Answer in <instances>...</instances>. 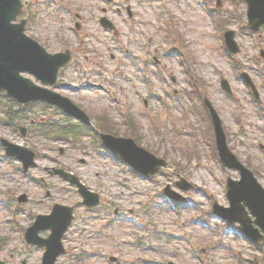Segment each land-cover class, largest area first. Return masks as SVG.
<instances>
[{
	"label": "rangeland",
	"instance_id": "obj_1",
	"mask_svg": "<svg viewBox=\"0 0 264 264\" xmlns=\"http://www.w3.org/2000/svg\"><path fill=\"white\" fill-rule=\"evenodd\" d=\"M67 1L81 11L80 30L86 36L70 29L68 9L59 10L58 4L48 0L26 1L34 16L28 33L53 52L65 47L73 50V65L64 74L70 88L59 91L70 94L92 113L111 115L122 132L139 135L145 147L167 156L169 167L149 179L132 173L128 165H121L117 157L113 159V154L98 144L93 130L68 141L34 132L22 136L15 126L4 123L8 115L3 107L12 102L0 97L1 134L38 153L37 167L25 177L17 168L19 163L4 161L0 151V255L9 259L15 253L10 264H20L23 259L27 264H41L43 250L25 243L22 228L32 215L48 212L53 203L60 202L74 205L77 213L66 239L71 254L62 256L60 264H106L103 258L93 256L96 245L109 251L119 250L115 253L134 262L143 261L139 258L142 257L148 260L147 264H166V260L176 259L184 264H236L225 248L227 243L237 249L244 264H252L254 248L250 243L238 234L233 236L227 228L220 234L223 223L203 212L211 209L214 200L228 204L226 179L240 175L223 167L212 154L213 130L198 111L201 98L190 94L193 77L198 85H204L206 95L220 112L232 135L233 151L244 162H251L264 184V33H252L242 25L247 24V6L242 0H220L221 5L216 7L218 0H207L215 17L225 19L224 25L236 30L241 50L230 56L220 45L213 17L204 12L198 0ZM128 6L134 15L130 16ZM103 14L113 21L116 31L103 28L99 22ZM166 19L170 25L175 22L182 41L173 52L175 42L167 33ZM128 51L136 56L135 66L134 61L129 62ZM243 71L257 85V103L252 101L251 87L240 76ZM222 78L231 84L232 95L221 87ZM65 84L62 82V86ZM12 110L19 113L20 124L33 129L41 121L61 119L58 111L44 105H36L31 112L16 105ZM127 111L133 113L138 125L135 130H129L124 122ZM46 166H62L79 174L90 188L102 192L106 209L101 211L102 206L92 211L79 206L77 192L45 170ZM179 174L196 187L195 192L180 191L187 200L179 204L180 212L176 214L159 192L167 184L174 187ZM22 192L31 199L11 217L14 210L5 204L4 197L10 195L11 205ZM118 205L121 212L115 222L109 213ZM132 208L135 212L130 215L138 218L145 230L123 219ZM86 237L88 240L83 239ZM137 237L142 239L143 247L135 246ZM188 238L196 243L197 251L189 247ZM260 261L264 264V259Z\"/></svg>",
	"mask_w": 264,
	"mask_h": 264
},
{
	"label": "water",
	"instance_id": "obj_2",
	"mask_svg": "<svg viewBox=\"0 0 264 264\" xmlns=\"http://www.w3.org/2000/svg\"><path fill=\"white\" fill-rule=\"evenodd\" d=\"M17 1L18 0H0V43L7 40L13 33L14 25H12L10 21L15 18L16 13L20 11ZM48 58L49 60L45 58L35 46L29 43L27 44L25 41L17 43V45L11 47L10 50L6 52L5 56H0V83H3L2 88L8 87L12 94L14 93L24 100L34 98L37 93L38 97H45L44 90L36 88L31 80L20 76L19 70L28 69L24 67V65L33 67V72L48 79L44 75L56 74L59 65L70 59V53H59L48 56ZM224 87L230 90L227 82ZM213 114L217 128L219 129L220 121L214 110ZM116 142L118 146L123 147L121 151L129 156L130 150L125 149L127 145L124 144L127 141L116 140Z\"/></svg>",
	"mask_w": 264,
	"mask_h": 264
}]
</instances>
